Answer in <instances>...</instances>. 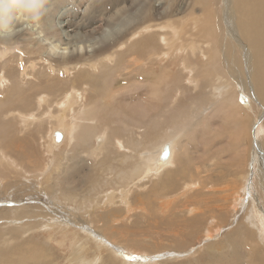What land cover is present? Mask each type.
<instances>
[{"label": "rangeland", "instance_id": "374dc122", "mask_svg": "<svg viewBox=\"0 0 264 264\" xmlns=\"http://www.w3.org/2000/svg\"><path fill=\"white\" fill-rule=\"evenodd\" d=\"M47 7L48 11L46 12V17L42 19V25L45 34L48 36L53 35L55 37H60L59 29L52 24L53 28L50 29L49 22H51V19H55L56 15L63 13L64 18L70 19L69 21L74 25L73 27H75V29L80 28L81 31L87 32L86 35L88 37H96L99 41L92 53L89 54L83 51L82 54L66 57V59L70 61L69 63L73 66L78 62L86 63L85 65L78 64L76 67L78 69H85L87 73L89 71L99 74V76L94 74L87 75L95 79L89 82V84H103L107 86L108 94L110 93V95L106 96V98L103 97V95L95 97L97 100L100 98L105 103V107L98 108L95 117L98 123H100V127L108 130L111 136V142L107 144L103 151L104 153L99 156L90 153L94 136H90L88 141L74 142L67 146L70 147L68 149H64V143L56 146L53 144L50 138L53 128L56 129L57 126H60L58 125L59 122H65L62 118L58 122L56 119L62 114L63 109L59 107L61 104L55 105V102H52L49 105V108H51L49 109L50 113L46 115L47 113H44V108L46 106H44V108L39 107L38 101L40 100V96H44L46 93L52 95L54 99L59 98L63 93L61 88L66 91L74 84H71V81L65 80L64 76L62 80L63 86L58 82H54L57 85H53L51 89H45L46 93H44L45 91L41 90V88L37 87L40 81L49 79L48 75L55 77L60 74V71L50 68V62H53L55 69L60 68L58 63L52 60L60 58H50L42 54L41 51L45 49L40 48L38 45L34 46L36 35H34L29 28L28 30L18 32L11 42L0 41V73L6 76V79L2 81L0 79V148L2 147L0 150V168L2 167L1 163H4V160L7 159L6 156H8V159L10 157L13 159L10 158V161L13 165L11 167L14 169H11L10 173L5 174L6 178H4L5 175H3L4 173L2 174L0 170V175L3 176H0L1 187L4 184L5 187L8 185L7 188L3 186V193H8V191L10 192V190L13 189V185L10 184L11 180V183H14L15 179V182H18V180L19 182L29 180L33 183L32 187L35 189L50 191L51 188H57V195L61 198H59V201L66 200L61 193H65L67 190H77L80 193H85L90 188L89 195L91 197V203L100 202L102 205L105 200H101L106 192L115 190L116 194H119V192L125 189H131L129 198L131 202L134 201L132 204L135 208L133 207L134 210L131 211L132 213H129L128 217L124 216V218L119 221L120 227L116 229L117 235H115V238H110L113 242L126 244L125 246L130 244L134 246L135 249H142L145 245L150 244L151 246V244L156 243L157 238L155 236L163 240L164 243L161 241L162 244H164L163 246L175 245L174 241L167 239L166 235L179 232L181 236H184L186 232L182 227L183 220L196 213L195 204L190 205L189 210L186 212H182V210L184 211L186 209L185 205L187 206L190 204L189 202L192 201L190 198L187 199L185 194H180L182 187L179 188L178 191L176 190L177 192L175 191L168 194L165 189L163 192L161 191L162 193L153 191L154 187H156V182L160 183V180L169 168L163 170L159 176L147 177V179L144 178L145 180L137 178L135 181L132 179L129 181L130 179L126 177L120 179V177L117 176L118 174L115 171L119 170L121 167L125 168L129 166V164L136 163L137 155L140 157L143 156V154L146 155L151 151L153 152L154 148L150 147L156 142L159 144L161 142L172 141L176 144L175 147L179 154L176 155L177 158L175 159V165L172 169L178 170L182 167L184 170L186 169L187 172L186 176L175 175L179 185L183 186V182L191 178H193V180L197 179L196 176L192 174L197 170L203 178L213 175L219 178V187L224 191L220 193V191L217 190L218 199H221L223 196L225 199L231 201L237 196L235 192H238V194H240L241 190L243 192L245 191V193L248 192L249 188H247V184L251 181L250 175L252 176L253 189L255 190L254 183L257 184L256 170L257 168H261L260 166L262 164L261 162H263L262 159L264 154L261 153L259 156L260 152H256V157L255 153L251 151L252 142H250V140L252 141L253 137H257L258 142L259 140H263V138L259 139V137L261 134L260 132H262L261 135L264 136V122L261 121L256 123V117H254L252 112H250L248 117H242L241 112H238L237 116H235L236 112L233 109L234 105H232V102H234L233 95L226 96V102H228L226 103L223 98L212 95L211 88H207L205 85L202 88L195 87L194 82L191 81H196L197 77L200 79L204 74L203 71L205 72L206 68L210 69L207 66L205 67L206 60L202 52H207L206 55H210L207 57L212 60L217 59V61H220L222 59L221 55L223 56V53L221 43L223 42L222 39H224L222 37L225 36V27L229 28L228 22H226V20L224 22V0H50ZM129 18L133 21L129 22ZM113 25L115 26L114 31L112 33L109 32V34L107 30ZM122 25H126V27ZM147 25L148 28L144 30V27H147ZM149 25H151L150 28ZM169 25L170 27H168ZM117 28H120L122 32L119 29L116 32ZM56 30L58 32H56ZM214 32L217 35L213 37ZM221 32L223 33L222 36H220L222 34ZM164 34H166V37ZM150 35L153 36L152 41L154 40V42L150 40V44L140 45V40ZM32 36L34 38H31ZM220 37L222 39H219ZM192 41H198L197 43L199 44L196 43L197 45H194L191 43ZM210 41H213L212 44ZM225 41L224 39V43ZM201 42L204 44L205 48H209L211 52L209 49H205ZM170 44H174V46ZM184 45L188 48H185ZM190 45L193 47L196 46L197 48L194 47L193 49ZM198 45L199 48L202 47L200 48L202 50L198 48ZM179 46L181 48L182 46L184 47L183 52ZM189 46L194 52L189 49ZM174 47L176 48L174 49ZM178 47L181 53L178 52ZM195 48L197 49V53ZM30 49H34V52H30ZM128 49H130L129 52ZM187 49L190 51H187ZM168 50L169 52L167 53ZM164 51H166V53H164ZM172 51L173 53L176 52L175 56ZM238 52L240 51L237 50L236 58L240 56ZM183 54L184 57L186 55L187 57L190 56L189 62L194 66L191 80H189V78L192 74L188 73V71H184L182 69L183 67H181V62H183L182 59L184 58ZM107 55L111 56H109L111 60L107 58ZM167 55L170 56L168 57ZM133 56H136L137 59ZM138 61L142 63H136ZM91 62H98V69L92 67ZM99 69L101 70L100 73H98ZM25 71L27 74L24 75ZM213 73L216 75L218 72L214 71ZM221 73L224 72L221 71ZM1 74L0 76H2ZM141 79L142 82H140ZM205 79L206 78L203 80ZM81 84L82 81H80V86ZM86 93L88 94L87 91ZM96 93L98 92L94 91V94L91 96H94ZM239 96L242 106L250 111L252 102L250 103V100L245 98L243 92H241ZM27 98L32 100L31 105L23 104V100ZM96 99H94V102ZM222 102L223 104H221ZM219 104L222 106H219ZM94 105L97 106L96 103H94ZM225 105L226 107H223ZM227 108H229V110ZM13 109H15L14 113L10 111ZM17 110L22 112V114H30L35 118L29 120L31 121L28 126L29 128L25 127L22 119L19 115H16L18 114ZM38 118H42V120ZM66 120H70V117L67 116ZM241 121L242 126H239ZM240 129H243L244 133ZM101 135H98L97 142H101ZM112 136L115 137V147L112 143ZM10 141L12 144H10ZM8 143L12 146H10L12 150L14 149L13 151L16 150V153H7L12 151L10 147L9 149L11 151L5 146L9 145ZM121 144L127 145L130 149L125 150ZM30 146L33 148L31 147V149ZM56 147L59 149L56 150ZM3 149L4 151L8 150L5 151V153H7L5 154L6 156H2ZM125 152L133 153V157L124 155ZM139 152L142 153L139 155ZM52 154H57L56 156H58L53 161L54 164H51ZM1 158L3 159L1 160ZM103 159L107 161V165L113 166L114 168L108 169L109 166L104 167V164L101 162ZM16 161L17 163L19 162L18 164L21 167L18 164L16 165L17 167L15 166ZM23 164L25 167H23ZM16 170H20L21 173L19 174L20 171L17 172ZM24 170L27 171V173ZM43 170L47 171V175L50 172L49 176L51 177H47L46 173L44 175ZM11 173L13 174L10 176ZM24 176L29 177H26V179ZM54 176H56V179ZM30 177L32 179H29ZM37 179L38 181H36ZM48 179L50 181H48ZM34 180L35 183L33 182ZM37 184L40 186H36ZM118 185L122 187L119 188ZM1 187L0 190L2 189ZM4 188L7 189V191L4 190ZM176 188H174V190ZM171 190L173 191V189ZM119 195L116 196L117 200L119 199L117 198ZM212 195L216 194L212 192ZM167 197H173L178 204L177 212L179 214L175 216V220H178L179 224L167 220V218H165L167 216L165 213L168 212H162L160 208H157L162 201L168 199ZM185 199H187V201ZM220 199H216L214 203L222 204V202L218 203L221 201ZM150 201L152 203L151 205H149ZM181 201H183V203ZM227 201L224 203L227 204ZM68 202L70 206L74 203L71 199H68ZM139 202H143L145 207H142ZM260 202L264 203V193L260 195ZM116 205L117 204L114 206ZM118 205H120V203H118ZM106 207L108 208V205H106ZM119 207L120 206L115 208ZM180 208L182 210H180ZM88 212L90 215L85 218L96 222L92 213L90 211ZM117 212H119L120 216L124 215L123 211ZM162 213H164V217ZM53 218L49 217L50 220L46 218H37L31 221V227L28 232L26 231L28 235L24 232L25 230L18 229L20 232L17 230V228H22L20 225L21 221L16 222L17 224L14 222L8 225L6 222L0 224V241L4 238H8V240H13L15 242H8L6 244L2 242L4 245L1 246V249H3L2 251H4V249L6 251H0V253L2 252L4 255L3 257L0 256L1 264H3V262L4 264H42L34 263L36 261H42L37 257L36 259L34 258L35 260H31L32 255L38 253V250L35 249L34 246L26 247V245L32 242L45 250L47 254L45 257H48L47 263L45 264H71L73 262L69 260L72 248L71 233H81V231L78 229L75 231V229L68 226L69 228L66 232L69 233H65V227L57 225V218L55 220ZM209 221V225L217 224V219L214 217ZM0 222H3L2 219ZM46 222L47 224H56V226L53 227L52 224H50L52 228H47L48 225L43 224ZM103 222L104 221H101V225ZM12 224L14 228H12ZM16 225L18 227H16ZM109 225L110 231L115 233L112 219H110ZM103 226L105 227V224ZM262 226L261 223L250 225L251 230L249 232L253 230L257 231L259 227ZM9 229L12 230L9 231ZM54 230L56 232H54ZM236 230H238V227H235L234 230L226 234H221L216 240L203 242V244L190 247L188 250H170L169 253L161 251L156 254H148L149 257L146 263L264 264V252L260 254L256 252L258 256L255 255L254 257L252 253L254 247L251 241L240 239ZM143 231L144 236L142 234ZM9 234L12 236H9ZM257 237V241L260 243L258 247L263 245L264 250V238L260 231L257 232ZM95 240L96 238L91 237L90 241L95 243L91 245V249H88L86 256H94L97 254V251L103 249V252L98 254L101 258L100 264H129L126 258L121 256H119L121 259H116L117 262L116 260L113 261L114 256H112L109 251L117 254V252L114 251L116 249L112 248L111 245L110 247L114 250L109 248L107 245L110 243L108 242L104 243L107 248L104 249L102 243ZM114 245L116 246V244ZM207 245L211 246L207 248ZM17 252L19 253L17 254ZM141 255L146 254L139 253L132 257ZM13 261L15 262L13 263ZM142 262H145V260Z\"/></svg>", "mask_w": 264, "mask_h": 264}, {"label": "bare ground", "instance_id": "6f19581e", "mask_svg": "<svg viewBox=\"0 0 264 264\" xmlns=\"http://www.w3.org/2000/svg\"><path fill=\"white\" fill-rule=\"evenodd\" d=\"M114 5H115V3H114ZM224 10H225L224 22H225V20H226V22H228L229 28L225 27V34H224L225 36L222 37L226 40L225 43H224V39H222L221 37L219 38V39H222L223 40L222 43H224V44L221 43V45H222L221 49H222V53H223V56L221 55L222 59L220 61H217V59L212 60V59L207 57V56H210V55H206L207 52L205 53V52L200 51V52H202V55H204L203 57H205V60H206L205 67L207 66L210 69L206 68L205 72L203 71L204 74L202 75V77H200V79H198V77H197L196 81L191 80L193 77L194 66H192V64H190V62H189L190 56L187 57V55L185 54L186 56L184 57V54H183V57L185 59L184 58L182 59L183 62H181V64H182L181 67H183L182 69L184 71H188V73L192 74V76H190L189 80L194 82L195 87L202 88L205 85L207 88H211L212 95H215V97H218V98H223V100L225 102L227 100L226 96H228V95L232 96L233 95L234 96V100H233L234 102H232L233 104L232 103L231 104L234 105L233 109L236 112L235 116H237L238 112H241L242 117L243 116L248 117L250 112H252V114H254V117H256V120H257V121L255 120L256 123L261 122V121L264 122V0H224ZM59 12H61V11H59ZM63 12H64V10H63ZM57 13H58V11H57ZM64 14H66V13H64ZM44 17H46V14L44 15ZM55 17H56L55 19H51V22H49V28L51 29V28H53L52 25H55L60 31V37H55L53 35L48 36L47 34H45V32L43 30L42 22L38 28H29V30L32 31L34 35H36V37H35L36 42H35L34 46L38 45L40 48L45 49L44 51L43 50L41 51L42 54H44L45 56L50 57V58H57V57L60 58V59H55V60L52 59L53 61L58 63L60 68L55 69L53 62H50V68L60 71V74L56 75L55 77H51L48 75L49 79H47L46 81H40L37 87H39V88H41V90L45 91V89H51L53 87V85H57L54 82H58L59 84H61V86H63L64 84L62 83L63 82L62 80H63L64 76H65L64 77L65 80L71 81V84H74V85H71L70 89H67L66 91L63 90V88H61V91L63 93L61 94V96L59 98H56V99H54L52 97V95H50L49 93H46V91L45 92L43 91L44 93H46V95L40 96V100L38 101V104H39L38 106L43 107V108H44V106H46L44 108V113L45 114L47 113L46 115H49V113H50L49 109H51V108H49L50 103L55 102V105L61 104L59 107H61V109H63V112L56 119L58 122L62 118L65 122H59L58 125H60V126H57L56 129L53 128V132H52L50 138H51V140L55 146L58 144L61 145L62 143H64L65 144L64 149L65 148L68 149L70 147H67V146L71 145L72 143L77 142V141H88L90 136H94V141H93V145H92V149H91L90 153L94 154L95 156H99V155L104 153L103 151L105 150L107 144L109 142H111V140H110L111 136L108 133V130L100 127V123H98V121L96 120L95 116H96V112H97L98 108L99 107H105V103L100 98H98V100H97L95 97L103 95V97L106 98V96L110 95V93L108 94V88L106 85L89 84V82H91L95 79H93L87 75L94 74V75L99 76V74H97V73L95 74V73L89 72V71L87 73L85 69H78L76 67L78 64L85 65L86 63L78 62L73 66L72 64L69 63L70 61H67V59H66V57L68 58V57H73V56L80 54V53L82 54L83 51L84 52L86 51L89 54L92 53L97 46V42H99V41L96 37L95 38L88 37L86 35L87 32L81 31L80 28L79 29L77 28L78 30L75 29V27H73L74 25H72V23L69 21L70 19L64 18L63 13L60 15L58 14ZM109 19H110V17H109ZM129 19H130L129 22L133 21V20H131V18H129ZM132 19H133V17H132ZM95 23H97V22H95ZM122 26L126 27V25H122ZM150 26L151 25H149V28H150ZM44 27H45V25H44ZM164 27H167V26H164ZM168 27H170V25ZM114 28H115L114 25L111 26L107 30V32L112 33L114 31ZM145 28H148V25H147V27H144V30H145ZM118 29L120 30V28H117L116 32L118 31ZM24 30H28V27L21 24L19 26L18 32H21ZM56 32H58V31L56 30ZM136 33H135V35H136ZM165 35L166 34H164V36ZM214 35H217V34H215V32H214L213 37H214ZM222 35H223V33L220 36H222ZM172 37H173V34H172ZM31 38H34V37L32 36ZM152 39H153V36L150 35V36L140 40V45L147 44V43L150 44V40L152 41ZM170 39H171V37H170ZM170 39H169V41H170ZM212 39H214V38H212ZM174 41H175V39H174ZM5 42H11V41H5ZM152 42H154V40ZM197 42L198 41H192L191 43L194 45H197V44H199ZM212 42L210 41L211 44H212ZM210 43H208V44H210ZM188 44H190V43H188ZM122 45H124V44H122ZM150 46H152V45H150ZM150 46H148V47H150ZM171 46H174V44ZM202 46H204L203 43H202ZM179 47L177 48L178 52H180ZM186 47L187 46H185V48ZM191 47H193V46H191ZM191 47L189 49H191ZM194 47H196V46H194ZM194 47H193V49H194ZM175 48L176 47H174V49ZM183 48H184L183 46H182V48L180 47V49H182V52H183ZM198 48H199V45H198ZM200 48H202V47H200ZM204 48H205V46H204ZM210 48H211V45H210ZM199 49H198V52H199ZM205 49H209V48H205ZM30 50H31L30 52H34V49H30ZM129 50L130 49H128V52H129ZM200 50H202V49H200ZM237 50L240 51V52H238V53H240V56L238 55L239 58L235 57L237 55ZM187 51H190V50L187 49ZM195 51L197 53V49ZM168 52H169V50L167 51V53ZM185 52H186V50H185ZM192 52H194V50H192ZM210 52H211V50H210ZM125 53H127V52H125ZM164 53H166V51H164ZM172 53H173V51H172ZM172 53H171V55H172ZM173 54L175 56L176 52H174ZM187 54H188V52H187ZM109 56L107 55L108 59H109ZM162 56H164V55H162ZM195 56H196V54H195ZM133 57L136 58V56H133ZM181 57H182V55H181ZM101 60H103V59H101ZM109 60H111V58ZM140 62L138 61L136 63H140ZM105 63H106V61H105ZM219 63H220V65H219ZM106 65H107V63H106ZM201 65H202V63H201ZM218 65H219V67H218ZM91 66L94 67L95 69H98V62L92 63ZM224 68H226V69H224ZM100 71L101 70L99 69L98 73H100ZM214 71H217L218 73L215 75L213 73ZM221 71L224 73H221ZM95 72H96V70H95ZM25 74H27L26 71L24 72V75ZM194 75H196V74H194ZM204 78H206V79L203 80ZM0 79L2 81L3 79H6V76L2 75V76H0ZM139 79H140V77H139ZM80 81H82L81 86H80ZM202 81H203V83H202ZM140 82H142V79ZM118 89H120V88H118ZM86 91L88 92V94L86 93ZM94 91H96L98 93H96L94 96H91L94 94ZM241 92H243L245 98L250 100V103L252 102V108H251L252 111L246 110L242 106V104L240 103L239 94H241ZM241 96H243V95H241ZM94 99H96L95 102H94ZM230 101H232V100H230ZM242 101H244V100H242ZM31 102H32V100L29 98L23 100L24 105H31ZM94 103H96L97 106L94 105ZM226 103H228V102H226ZM214 104H216V103H214ZM221 104H223V102ZM219 106H222V105L219 104ZM223 107H226V105ZM217 109H220V108H217ZM227 109L229 110V108H227ZM10 111L14 113L15 109L10 110ZM65 112H66V117L67 116L70 117V120H66ZM17 113L18 114H16V115H19V117L22 119L24 126L28 127L29 123L31 122L29 120L34 118V117L31 116L30 114H26V113L22 114V112H20L19 110H17ZM226 114H227V112H226ZM232 115H234V114H232ZM240 117H241V115H240ZM38 119L42 120V118H38ZM239 126H242V121L239 123ZM240 130H242L244 133L243 129H240ZM260 133L262 134V132H260ZM99 134L100 135L102 134L100 136L101 142H97V137H99L98 136ZM261 134H260L259 139L263 138L262 141L259 140V142H258L257 137L256 138L253 137L252 141L250 140V142H252V147L250 144V147L252 148L251 151L255 153L256 157H257L256 152H260L259 156L261 153L264 154V136H262ZM242 136H243V134H242ZM114 138L115 137L112 136V143L114 144V147H115V139ZM10 144H12V142ZM10 144L5 145L9 151L12 150V148H11L12 146ZM55 146H54V148H55ZM85 146H87V145H85ZM85 146H83V147H85ZM121 146H123V148L125 150L130 149L127 145L121 144ZM175 146H176V144L173 143L172 141L161 142L159 144L156 142L152 147H150V148H154L153 152L151 151L149 154H146V155L143 154V156H140V157L137 155L136 156V158H137L136 163L129 164V166H126L125 168L121 167L119 170L115 171L118 174L117 176L120 177V179L123 177H126V178L130 179L129 181H131V179L135 181L137 178H140L141 180H143L144 178L147 179V177L149 178L151 176L157 177L161 174V172L163 170H165L166 168H169L166 171L165 175L160 180V183L156 182V184H155L156 187H154L153 191L156 193H160L161 191L163 192V190L165 189L167 191V194H168V193L175 192L176 190L178 191V189L182 187L180 194H182V195L185 194V197L187 199H189V198L192 199V201H190L189 202L190 204H188L187 206L185 205L186 209L184 211L181 209L182 207L180 208V210H182V212H186L187 210H189L190 205L195 204L194 206H196V213H194L193 215H190L189 217H186L183 220L182 227H183L184 231L186 232V234L184 236H181L179 232H174L172 235H171V233L166 235L167 239H169L170 241H174L175 245H173V246H163L164 245V244H162L163 240L161 238H159L158 236H155L157 238L156 243L151 244V246H150V244L145 245V247L142 249H135L134 246H132L130 244H128V246H125L126 244L113 242V240L110 238V237L115 238V235H117L116 229L118 227H120L119 221L122 218H124V216L128 217L129 213L131 211H133L135 208L132 204V203H134V201L131 202V199L129 198V195H130L129 192L131 191V189H128V190L125 189L124 191L119 192L120 195L116 194L115 190H113L111 192H106L103 195L102 200H101V201L105 200L104 204H102V205L100 204V202H96V201H95L96 203H93V204L91 203V197L89 195L90 188L85 193H80L77 190H67L65 193L59 192L66 199V200L59 201L61 198L57 195V193H58L57 188L56 189L55 188H53V189L49 188L50 191H48V190L44 191L43 189H37V188H36L37 189L36 190L34 187H32L33 183L30 182L29 180H23L21 182H19V180H18V182H15L16 181V179H15L16 176H15L14 177V179H15L14 183H11L12 180L10 181V179H9L10 184L13 185V189L11 188L12 190H10V192L8 191V193H3V186L5 187V184L2 185V187L0 185V187L2 188L0 190V221H1V219L3 221L2 223L0 222V224H3L6 222L8 225L9 223H12V222L16 223V222L21 221L20 225L22 228H17V230L22 229V230H25L24 231L25 233H27L31 227V225H30L31 221L36 220L37 218H46L48 220L49 217L50 218L54 217L53 218L54 220L57 218L56 219L57 225H60V227H65V229H64L65 233H69V232H66V230L69 227H72L73 229H75V231L77 229L80 230L81 233H76V232L71 233L72 234V237H71V247L72 248H71V254L69 255V260L73 261L72 263L70 262L71 264H100L101 258L98 254L103 252V249L102 250L100 249L99 251H97V254L94 256H90V257L86 256L88 249H91V245L95 243V242L90 241L91 237L96 238L95 241L102 243V246H104V249H107L105 247V244H104L105 242L110 243L108 245L106 244L109 248H111L110 247V245H111L112 248L116 249V250H114L111 248L112 250L116 251L117 254H114L112 251H109V253L112 256H114L113 261H115L117 258L121 259L119 257V256H121L123 258H126V261L129 264H143V263H146V260L149 257L148 254H156L157 252H161V251L162 252L165 251V252L169 253L170 250H175V251L188 250L190 247L203 244V242H207L209 240L210 241L216 240V238L219 237L221 234L222 235L226 234V233L234 230L235 227H238V230H236V232H237V235L240 237V239H246L247 241H251V243L254 247V251L252 252L254 257L256 255V252L258 254L263 253L264 252L263 245L258 247V245H260V243H259V241H257V238H258L257 232L260 231L261 235L264 238V203L260 202V195H262L264 193V155H263V159H262L263 162H261L262 164L260 166L261 168H257V170H256L257 171V173H256L257 184L254 183L255 190L253 189V182H252L253 179H252V176L250 175L251 181H250V183L248 182V184H247V186H248L247 188H249L248 192L245 193V191L243 192L240 189L241 190L240 194H238V192H235L237 194V196L235 198L233 197L234 199H232L231 201H229L228 199H225V197L222 196L221 199L219 198L221 201L218 202V203L222 202V204L216 203L217 204L216 205L214 202L216 201V199L219 200L217 198V190L220 191V193L221 192L223 193V191H224V190H222L221 187H219L220 181H219V178L217 176L213 175L211 177L208 176L207 178H203L200 176L199 171L196 170L192 174L194 176H196L197 179L193 180V178H191L188 181L185 180L186 182H183V186L179 185L178 181L176 180V176L177 175H179V176L185 175L186 176L187 172H186V169L184 170V168H182V167L178 170L172 169V167L175 165L174 164L175 159L177 158L176 155L179 154V153H177ZM9 147L11 148V150L9 149ZM31 147L32 146H30V148ZM47 147H49V146H47ZM59 147H61V146H59ZM1 148H0V150H1ZM167 148H168L170 153H169L168 157H164V152ZM57 149H59V148L56 147V150ZM8 150H5V151H8ZM13 150L11 152H7V153L10 154V153L16 151V150L15 151H13ZM5 151H4V149L2 150V156L7 154V153H5ZM140 153H142V152H139V155H140ZM17 155H18V153H17ZM56 155H53L52 160H51V162H52L51 164H54L53 161L56 159V157H58ZM124 155H128V157H133V153H129V152H125ZM12 156L14 157L13 154H12ZM6 158L7 159L4 160V163H1L2 167L0 168L1 173L2 174L4 173L3 175L10 173L11 169L14 170L11 167V166H13L11 164V161H10L12 158L10 157L11 159L10 158L8 159V156H6ZM2 159L3 158H1V160ZM57 162H59V161H57ZM101 162L104 164L103 165L104 167L109 166L108 169L114 168L113 166L107 165V161L105 159L101 160ZM15 163H16L15 164V166H16L19 162L17 163V161H16ZM23 167H25L24 164H23ZM27 167H29V166H27ZM49 167H50V165H49ZM32 169H34V168H32ZM20 170H21V168H20ZM20 170H18V171L16 170V171L19 172ZM46 170H47V167H46ZM33 171H35V170H33ZM45 171L43 170V172H44L43 174L45 175V173H46V175H47V171L46 172ZM57 171H59V170H57ZM12 172H14V171H12ZM25 172L27 173V171H25ZM20 173H21V171L19 172V174ZM110 173H112V172H110ZM12 174L13 173H11L10 176ZM49 174H50V172H49ZM49 174L47 175V177L49 176ZM44 175H42V176H44ZM0 176L3 177L2 175H0ZM56 176H57V173H56ZM56 176H54V178ZM26 177H29V176H26ZM50 177L51 176H49V178ZM4 178H6V175ZM9 178H11V177H9ZM25 178H23V179H25ZM29 179H32V178L30 177ZM7 180H8V178H7ZM36 181H38V179ZM48 181H50V180L48 179ZM90 181H92V180H90ZM134 181H132V182H134ZM203 181H204V183H203ZM33 182L35 183V180ZM140 182H142V181H140ZM113 183H115V182H113ZM134 185H135V183H134ZM7 186L5 188H7ZM36 186H40V185L37 184ZM120 187H122V186H119V188ZM5 188H4V190L7 191V189H5ZM174 188H176V189L174 190ZM171 189H173V191ZM202 192H204V193H202ZM212 192H214L216 195H212ZM118 195H119V197H117V198L120 199V200L118 199L119 201L116 199V196H118ZM134 196H138V195H134ZM135 198H137V197H135ZM167 198L168 199H166L165 201H162V203L160 205H158L157 208H160L162 212H166V211L168 212V213H165V215H167L165 217V218H167V220L173 221V222H176L179 224L178 220H175V216H177L179 214L177 212V205L178 204L175 202L173 197L172 198L167 197ZM68 199H71L74 201V203L71 204V206L68 205V203H69ZM187 199H185V200L187 201ZM225 201H227L228 203L225 204L224 203ZM61 202H63V203H61ZM181 202L183 203V201H181ZM118 203H120V205H118ZM115 204H117V205L114 206ZM139 204H141L142 207H145L143 205V202H139ZM151 204L152 203L150 201L149 205H151ZM106 205H108V208L106 207ZM118 206H120V207L115 208ZM138 206H140V205H138ZM88 211H90L92 213L94 220L96 222H93V221L85 218L86 216L90 215V213ZM117 211H123L124 215L120 216L119 212H117ZM216 212H218V213H216ZM48 214H50V215H48ZM162 214L164 217V213H162ZM213 217L217 219V224L216 225H211V224L209 225V222H210L209 220L212 219ZM53 219H52V221H53ZM110 219H112L113 226L115 227V233L110 231V225H109ZM42 220H44V219H42ZM101 221H104L102 223V225H101ZM41 222H44V221H41ZM211 223L213 224L212 220H211ZM258 223H261L263 226L259 227V229L257 231L253 230L252 232H249L251 230L250 225H257ZM34 224H35V222H34ZM43 224H47V222L43 223ZM50 224H52V223H50ZM50 224H47L48 225L47 228H52V226L53 227L56 226V224L55 225L52 224V226ZM104 224H105V227L103 226ZM93 226H94V228H93ZM16 227H18V226L16 225ZM42 227H43V225H42ZM12 228H14L13 224H12ZM112 229H114V228H112ZM10 230H12V229H9V231ZM226 230H228V231H226ZM54 232H56V231L54 230ZM50 233H51V231H50ZM10 234H9V236H12ZM142 234L144 236V231ZM27 235H28V233H27ZM2 242L5 244L8 242L15 243L13 240H8V238L2 239V241H0V251L3 250V249H1V246L4 245ZM114 244H116V246ZM27 246L28 247L34 246V248L38 250V253H34L32 255L31 260L34 258L36 259V257H37L38 259H40L42 261H36L34 263H42V264L47 263L48 257H45V255H47V254H46L44 249H41V247L37 246L36 243H33V242L30 243L29 245H26V247ZM119 246H120V248H119ZM209 246H211V245H207V248ZM14 247H15V245H14ZM92 249H94V248H92ZM4 251H6V250L4 249ZM4 251H2V252H4ZM2 252L0 253V256L3 257L4 255L2 254ZM134 252H137V253H134ZM18 253L19 252H17V254ZM119 253H120V255H119ZM139 253L146 254V255H141L138 257L137 256L132 257L133 255H138ZM24 254H26V253H24ZM258 254L256 256H258ZM24 259H25V257H24ZM253 259H255V258H253ZM144 260H145V262H142ZM14 262L15 261H13V263ZM28 262H29V260H28ZM116 262H117V260H116ZM0 264H1V262H0ZM3 264H4V262H3ZM8 264H10V263H8ZM24 264H26V263H24ZM122 264H124V263H122ZM146 264H151V263L147 262Z\"/></svg>", "mask_w": 264, "mask_h": 264}, {"label": "clouds", "instance_id": "9594fccd", "mask_svg": "<svg viewBox=\"0 0 264 264\" xmlns=\"http://www.w3.org/2000/svg\"><path fill=\"white\" fill-rule=\"evenodd\" d=\"M50 0H0V41H11L21 24L38 28Z\"/></svg>", "mask_w": 264, "mask_h": 264}, {"label": "water", "instance_id": "95a60500", "mask_svg": "<svg viewBox=\"0 0 264 264\" xmlns=\"http://www.w3.org/2000/svg\"><path fill=\"white\" fill-rule=\"evenodd\" d=\"M169 150H168V148L165 150V152H164V157H168L169 156Z\"/></svg>", "mask_w": 264, "mask_h": 264}]
</instances>
